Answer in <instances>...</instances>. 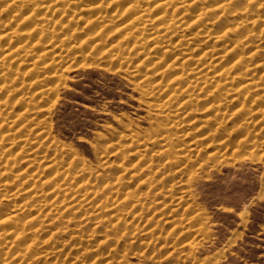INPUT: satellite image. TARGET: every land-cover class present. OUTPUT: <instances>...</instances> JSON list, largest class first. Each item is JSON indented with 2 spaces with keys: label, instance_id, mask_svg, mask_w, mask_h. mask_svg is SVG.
<instances>
[{
  "label": "rangeland",
  "instance_id": "374dc122",
  "mask_svg": "<svg viewBox=\"0 0 264 264\" xmlns=\"http://www.w3.org/2000/svg\"><path fill=\"white\" fill-rule=\"evenodd\" d=\"M0 264H264V0H0Z\"/></svg>",
  "mask_w": 264,
  "mask_h": 264
},
{
  "label": "bare ground",
  "instance_id": "6f19581e",
  "mask_svg": "<svg viewBox=\"0 0 264 264\" xmlns=\"http://www.w3.org/2000/svg\"><path fill=\"white\" fill-rule=\"evenodd\" d=\"M159 6V5H158ZM153 29V28H152ZM163 91V90H162ZM81 207V206H80Z\"/></svg>",
  "mask_w": 264,
  "mask_h": 264
}]
</instances>
